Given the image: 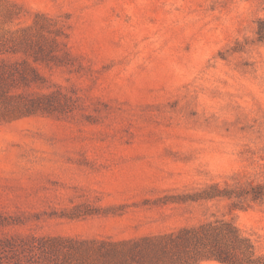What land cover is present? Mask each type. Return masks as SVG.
<instances>
[{
	"label": "rangeland",
	"instance_id": "374dc122",
	"mask_svg": "<svg viewBox=\"0 0 264 264\" xmlns=\"http://www.w3.org/2000/svg\"><path fill=\"white\" fill-rule=\"evenodd\" d=\"M0 72V263L216 218L264 255V0H0Z\"/></svg>",
	"mask_w": 264,
	"mask_h": 264
},
{
	"label": "trees",
	"instance_id": "16d2710c",
	"mask_svg": "<svg viewBox=\"0 0 264 264\" xmlns=\"http://www.w3.org/2000/svg\"><path fill=\"white\" fill-rule=\"evenodd\" d=\"M2 76L0 72V78ZM22 76L25 81L31 80ZM52 97L43 94L31 98L21 113L41 107L42 100ZM2 243L11 244L7 240ZM11 248L13 253L7 256L8 263L0 264H196L204 260L264 264V255L257 252L252 239L223 218L120 241L37 238Z\"/></svg>",
	"mask_w": 264,
	"mask_h": 264
}]
</instances>
